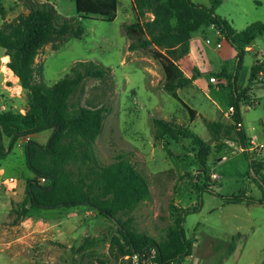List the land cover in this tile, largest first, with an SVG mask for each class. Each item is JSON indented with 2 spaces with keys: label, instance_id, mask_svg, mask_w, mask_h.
Segmentation results:
<instances>
[{
  "label": "rangeland",
  "instance_id": "374dc122",
  "mask_svg": "<svg viewBox=\"0 0 264 264\" xmlns=\"http://www.w3.org/2000/svg\"><path fill=\"white\" fill-rule=\"evenodd\" d=\"M32 1L51 2L61 16L75 19V27L84 29L81 38H67L58 50H54V44L44 48L36 59L38 82L54 85L71 75L77 62H93L110 71L103 79L86 77L68 100L72 111L79 107L106 110L103 130L94 146L98 166L88 167L77 157L70 158L59 169L68 176V182L82 189L92 204L100 208L106 204L113 210L112 192L93 181L100 167L109 166L123 156L147 180L150 198L139 201L133 208L113 210L114 219L85 204L39 209L27 196L28 184L32 181L46 186L49 179L42 182V176L29 170L25 148L30 141L46 147L53 134L49 130L20 138L8 157L0 160V264H90L97 259L118 264L133 252L130 235L152 239L159 245L169 242L168 229L185 208L193 209L184 223L193 251L183 264H261L264 261V204L254 201L262 199L263 193L250 170L247 153L242 151L236 134L226 132L225 125L233 118L229 112L233 90L230 83L236 70L240 101L253 107L256 104L247 92L248 87L251 90L247 84L251 68L257 62L264 65V55L262 59L256 54L264 50V36L253 43L255 51L246 50L242 59L212 24L202 26L189 36L186 51L181 46L160 47L192 79L187 87L169 95L163 89L165 74L161 64L151 57L149 50L129 52L131 40L124 31L125 24L139 21L147 38H151L147 24L168 0H151L149 6H144L143 15L135 9V0H107L116 6L113 22L80 18L77 0ZM25 2L0 0L5 20L14 21L26 14ZM259 2L240 0L241 12L234 11L229 2L221 3L216 13L231 16L238 27L264 22V0ZM180 9L186 17L195 15L182 6ZM2 23L0 11V26ZM172 24L175 27L177 19L173 18ZM6 57L0 47V111L25 114L26 110L21 111L27 103L25 91L19 79L12 81L16 78L6 69ZM212 77L217 83L211 82ZM4 78L15 96L14 104L7 103L12 98L3 89ZM255 93L259 104L250 110L245 105L241 107L249 135L259 130V121L264 118V89ZM155 118L186 124L191 132L210 143L212 153L206 166H201L196 159L198 145L193 139L180 143L169 138L156 141ZM208 122L219 123L224 128H209ZM72 142L76 140L70 135L60 144L70 146ZM9 143L10 139L5 138L6 148ZM254 157L253 160L264 163V151L256 152ZM45 161L53 166L50 158ZM7 178L17 180L14 191L6 187ZM205 186L217 194L198 190ZM233 194L247 195L254 201L226 204L223 196ZM234 238L236 247L230 253ZM146 264L151 263L147 260Z\"/></svg>",
  "mask_w": 264,
  "mask_h": 264
},
{
  "label": "trees",
  "instance_id": "16d2710c",
  "mask_svg": "<svg viewBox=\"0 0 264 264\" xmlns=\"http://www.w3.org/2000/svg\"><path fill=\"white\" fill-rule=\"evenodd\" d=\"M145 1V3L143 2ZM222 0H211V7L197 5L191 0H168L159 7L155 19L148 23L151 38H147L144 26L138 21L125 24L124 31L131 40L128 51L139 49L149 50L151 57L158 61L164 71L165 81L163 89L169 95H175L179 90L191 84L192 79L187 77L180 66L169 56L163 53L160 47L174 49L181 46L184 51L189 47V36L204 25H214L218 28L225 41L237 51L242 59L246 48L253 42L264 36V22H255L244 30L237 31L232 25L216 13V9ZM151 0H135L134 7L140 15L144 13V6H149ZM26 14H21L14 21H6L4 8L0 3V11L3 23L0 26V47L5 56L10 58L6 69L19 79L22 89L25 91L26 113H14L12 111H0V160L8 157L11 150L20 138L36 136L42 132L51 130L52 136L46 147L30 141L25 148V156L28 168L36 176L48 178L46 186L33 184L29 181L27 196L33 206L39 209L49 210L58 207H73L88 205L100 210L102 215L114 219L113 210L122 207L133 208L139 201L149 200L150 191L147 180L135 169L125 157L119 156L118 160L106 167H100L96 172L95 184L102 183L104 189L113 194V210L94 205L81 191L68 182V176L59 169L67 164L70 158L81 159L88 167L98 166L94 146L102 133L106 110L101 108L79 107L71 110L69 97L86 77L103 79L110 73L109 70L99 67L93 62H77L72 68L71 75L59 80L52 86L37 81L36 59L48 44H54V50L60 49L67 38H81L84 29L75 27L76 20L61 16L51 2L36 3L26 0ZM184 7L195 15L186 17L181 11ZM76 9L79 17L83 19H97L107 22L115 20L116 6L107 0H77ZM101 16V17H99ZM100 18V19H98ZM177 19L174 27L172 19ZM6 57L7 59H9ZM241 59L237 67L241 64ZM264 70V65L257 62L251 70L250 84L258 81L259 73ZM41 72V71H40ZM237 70L234 73L232 87V105L234 115L230 124L226 126V132L236 134L238 142L243 148L248 146L250 138L243 127L241 116V95L236 89ZM25 99V100H26ZM219 123H207L209 128L223 125ZM242 124V128L238 127ZM154 139L163 141L169 138L176 143L185 139H193L198 145L196 159L203 167L212 153V145L203 140L199 135L191 132L186 124H177L155 118L153 120ZM72 135L76 143L70 146L60 144L64 137ZM5 138L10 139L9 147L4 145ZM77 149V150H76ZM50 158L53 166L45 164V159ZM248 164L257 185L263 193V198L254 201L247 195L223 196L226 203L238 204L254 201L264 204V163L260 160H252L246 154ZM257 161V162H256ZM46 180V179H45ZM201 192L217 194L208 186L198 187ZM193 209L185 208L182 214L177 216L168 229L169 242L163 245L154 240L130 235L132 249L143 251L156 248L160 264H179L183 259L192 255L193 243L187 239L184 229L185 217ZM236 242L233 239L230 245V253L235 250ZM130 252V251H129ZM96 261H101L97 259ZM93 263V262H91ZM264 264V261L261 263Z\"/></svg>",
  "mask_w": 264,
  "mask_h": 264
},
{
  "label": "crops",
  "instance_id": "0c3cea01",
  "mask_svg": "<svg viewBox=\"0 0 264 264\" xmlns=\"http://www.w3.org/2000/svg\"><path fill=\"white\" fill-rule=\"evenodd\" d=\"M193 3H195V4H197V5H203V6H206V7H211V1L210 0H191ZM255 2H257V3H260L259 2V0H254ZM230 3L231 5H232V9L234 10V11H236V12H241V10L239 9L240 8V0H222V4L223 3ZM221 6V5H220ZM219 7V6H218ZM218 12H219V9H218ZM219 14V16H221L223 19H225V20H227L231 25H232V27L235 29V30H237V31H242V30H244L247 26H244V27H238V26H236L235 24H236V22H235V20H232L230 17L231 16H229V15H227V14H221V12H219L218 13ZM250 25V24H249ZM261 37H263V36H261ZM260 38V37H259ZM256 40H258V38L256 39ZM255 40V41H256ZM254 41V42H255ZM253 42V43H254ZM248 48L249 49H251V51L250 50H248ZM246 50H248L249 52H253V51H255V49L253 48V44L252 45H250V46H248L247 48H246ZM257 53H260V54H262V55H264V50H259V51H257L256 52V54ZM6 57V56H5ZM8 57V56H7ZM4 57H2L1 59H3ZM9 58V57H8ZM9 61H10V58L8 59V62L7 63H5V66L7 67L8 66V63H9ZM8 68V67H7ZM251 70H252V68H251ZM2 71H3V68H2ZM5 74V73H4ZM5 75H7V74H5ZM250 75H251V72H250ZM9 76V75H8ZM7 76V77H8ZM11 77H15L16 79H12V81H14V82H16V80H18V78L14 75V73H13V75H11ZM238 77H239V73L237 72V79H238ZM258 77H259V80L258 81H255L254 83H252V84H250V77H249V81H248V84H247V86L248 85H250L251 86V90H249V87L247 88V92H250V94L253 96V98H254V101L256 102V104H255V106L253 107L252 105H247V104H245L243 101L240 103V105H241V107H242V105H245V107H246V109L247 110H250V109H253V108H255L256 107V105H258L259 104V102L257 101V95H256V91H258L260 88H263L264 89V82H263V80H264V73H263V70L259 73V75H258ZM8 80V79H7ZM246 86V87H247ZM243 87V86H242ZM238 88V87H237ZM236 88V89H237ZM244 88V87H243ZM3 89H4V91H5V93L7 94V96H9L10 98H12V99H9V100H7V103H13L14 101H15V96L13 95V93H12V91H10L11 90V88L10 87H8V85H7V83H6V80H5V78H4V80H3ZM240 89V88H239ZM237 91H238V89H237ZM11 92V93H10ZM238 93H240L239 91H238ZM23 97V96H22ZM3 100V99H2ZM14 104V103H13ZM24 109V110H23ZM21 111H25L26 110V105H25V108H23ZM241 116H242V114H241ZM228 118V117H227ZM243 120V119H242ZM243 127H244V129H245V125H244V123H243ZM259 130H256L257 132L254 134V135H249L248 133H247V131H246V129H245V132H246V134L248 135V137L249 138H255V139H257L258 141H264V118L263 119H260V121H259ZM226 204H231V203H226ZM238 204H240V203H238Z\"/></svg>",
  "mask_w": 264,
  "mask_h": 264
},
{
  "label": "built area",
  "instance_id": "2783aa9c",
  "mask_svg": "<svg viewBox=\"0 0 264 264\" xmlns=\"http://www.w3.org/2000/svg\"><path fill=\"white\" fill-rule=\"evenodd\" d=\"M219 34L222 35L220 31H219ZM248 50L251 51V49L249 48ZM257 54L259 55L260 58L263 59L262 54L260 53H257ZM211 82L217 83V79L215 77H212ZM229 112H230V115H234V112H235L234 108L231 107ZM238 127L242 128V124H238ZM242 151L248 153L251 159L253 160L255 158L254 155H256V152L264 151V141H258L255 138H250L248 146L245 148H242ZM262 159L264 158L262 157ZM213 177L216 178V175H213ZM16 181L17 180L14 178H7L4 180L6 187L11 189L12 191H14L15 188L17 187ZM42 182H45V179H43ZM147 260H149L151 264H160L158 260V251L156 248L143 250V251L133 250L131 254L125 255L122 261L118 264H146ZM90 264H112V263L101 260V261H94L93 263H90ZM179 264H183V262Z\"/></svg>",
  "mask_w": 264,
  "mask_h": 264
},
{
  "label": "water",
  "instance_id": "95a60500",
  "mask_svg": "<svg viewBox=\"0 0 264 264\" xmlns=\"http://www.w3.org/2000/svg\"><path fill=\"white\" fill-rule=\"evenodd\" d=\"M26 102H28V99H26ZM188 257H190V256H188ZM188 257H187V258H188ZM184 261H185V259H183L181 262H184Z\"/></svg>",
  "mask_w": 264,
  "mask_h": 264
}]
</instances>
